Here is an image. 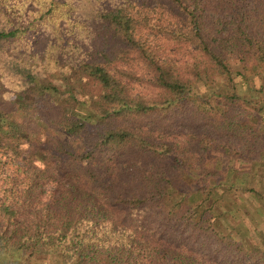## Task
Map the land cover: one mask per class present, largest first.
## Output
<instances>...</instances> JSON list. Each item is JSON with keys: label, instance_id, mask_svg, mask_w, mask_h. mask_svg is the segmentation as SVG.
Masks as SVG:
<instances>
[{"label": "trees", "instance_id": "trees-1", "mask_svg": "<svg viewBox=\"0 0 264 264\" xmlns=\"http://www.w3.org/2000/svg\"><path fill=\"white\" fill-rule=\"evenodd\" d=\"M263 150L264 0H0V264H264Z\"/></svg>", "mask_w": 264, "mask_h": 264}, {"label": "rangeland", "instance_id": "rangeland-1", "mask_svg": "<svg viewBox=\"0 0 264 264\" xmlns=\"http://www.w3.org/2000/svg\"><path fill=\"white\" fill-rule=\"evenodd\" d=\"M228 62L232 69L238 67L234 58H230ZM207 160H209L208 157ZM220 163L222 164L220 160H217V163L214 162L213 165L219 166ZM230 163L233 164L234 168L231 169L228 179L232 180L237 186L234 185L235 187L224 193L222 201L218 202V210L223 211L222 217L235 237L238 238L239 236L246 241L248 237L264 240V208L260 207L259 204L264 198H261V200L255 193L240 188L244 181L245 185H250L264 193V150L257 159H238L237 161L234 158ZM219 171L222 172L221 169ZM42 257L44 256L40 255L36 260L40 261ZM44 261H48L49 264H59V259L52 254L48 256V260L46 256Z\"/></svg>", "mask_w": 264, "mask_h": 264}, {"label": "crops", "instance_id": "crops-1", "mask_svg": "<svg viewBox=\"0 0 264 264\" xmlns=\"http://www.w3.org/2000/svg\"><path fill=\"white\" fill-rule=\"evenodd\" d=\"M9 264H22V261L19 263V261L17 260V261H13V263L10 262ZM30 264H49V263L45 262L44 260H40V261L35 260L32 261Z\"/></svg>", "mask_w": 264, "mask_h": 264}]
</instances>
